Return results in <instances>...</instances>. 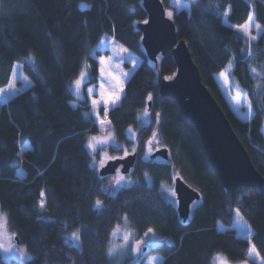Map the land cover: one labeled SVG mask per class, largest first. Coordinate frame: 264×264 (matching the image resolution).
I'll use <instances>...</instances> for the list:
<instances>
[{
	"label": "trees",
	"instance_id": "16d2710c",
	"mask_svg": "<svg viewBox=\"0 0 264 264\" xmlns=\"http://www.w3.org/2000/svg\"><path fill=\"white\" fill-rule=\"evenodd\" d=\"M185 1L190 10H174L172 16L178 37L187 42L202 81L264 175V0ZM83 2L89 5L85 10ZM163 2L168 8L169 0ZM147 15L142 0H0V88L10 82L16 62L32 80L0 103V206L10 230L31 253L25 264H113L108 243L124 215L138 234L152 228L165 237L126 264H213L217 253L234 263L251 258L264 264V187L240 186L229 193L223 186L195 125L175 99L160 93V79L176 69V62L171 53L158 63L147 56L135 25ZM249 17L263 27L256 41L234 26ZM106 35L141 58L120 103L108 112L116 139L130 146L134 140L127 129L134 127L143 143L157 128L170 149L167 161L140 155L130 172L137 181L116 194L103 191L91 165L88 135L99 127L88 107L71 104V85L83 65L90 71L86 85L97 81L92 51ZM223 70L248 96L250 120L237 116L225 98L215 77ZM144 112L158 113L159 121L145 123ZM25 143L29 146L21 153ZM110 150L117 154L123 148ZM13 161L15 166L6 163ZM174 174L202 192L187 221L160 189ZM97 199L100 208L94 207ZM76 231L81 246L66 239ZM13 262L0 251V264Z\"/></svg>",
	"mask_w": 264,
	"mask_h": 264
},
{
	"label": "rangeland",
	"instance_id": "374dc122",
	"mask_svg": "<svg viewBox=\"0 0 264 264\" xmlns=\"http://www.w3.org/2000/svg\"><path fill=\"white\" fill-rule=\"evenodd\" d=\"M187 2V1H186ZM185 0H169V6L166 8V13L168 16H173L174 10H180L181 7L184 6ZM188 10H190V6L187 5ZM224 21L228 22L227 14L224 16ZM249 19L240 25H235L236 28L241 30L243 26L248 24ZM251 27H248L245 33L251 41L258 40L263 34V27L256 22L253 17H251ZM255 25H259L260 27H255ZM255 37V39H252ZM92 55L98 62V76L97 81L86 85L89 77L90 71L88 67L83 65L82 71L85 74V80L81 83V85L77 88L75 85V81L80 78V75L73 81L71 85V91L73 92L75 98L71 101V104L74 107L83 106L88 107L90 114L95 119L99 127V131L96 133H90L88 135L87 147L89 141H91L96 147L89 148L88 150L92 155L91 165L95 167L98 171L100 170V161L104 160L105 164L109 159L115 158L117 156H124L125 150L128 153H132L135 149H138L140 145H143V151L140 153L141 158L143 159H151V154L158 148L165 146V144L161 141L158 129L155 128L152 132L151 136H148L147 139L143 143L140 142V139L137 135V131L134 127H129L127 129L128 137L133 139V143L130 146H127L123 142H119L114 133V128L112 126L111 121L108 118V112L118 105L121 101L122 96L125 92L126 83L131 76V74L135 71L138 65L141 63V58L129 50L125 45L115 40L113 37L106 35L104 36L99 44L92 51ZM103 59L104 63H101ZM29 60V59H28ZM32 61V60H29ZM104 68V73L101 75L100 69ZM224 80L226 82V87L229 88L231 94L230 99L233 101L234 108L239 112V117L242 119H251L253 116L252 105L249 101L247 95H241L238 91L239 86L234 82L233 78H230L228 74V70L222 72ZM127 74V75H125ZM118 78V79H117ZM219 84V83H218ZM32 85V80L25 74L23 69V63L16 62L13 68V72L11 75L10 82L1 87L0 90V103L7 102L8 99L17 93L23 91L24 89L30 87ZM103 85V87H101ZM120 87H123V92L120 93V100L112 106H108L107 114L104 111V100L107 97L108 92H116ZM92 91L89 92L88 90ZM15 90V91H13ZM240 93V94H239ZM92 100H97L100 103L98 105H93ZM243 100V103H242ZM229 103V102H228ZM230 105V104H229ZM147 113V115L145 114ZM143 121L145 123H150L154 120L156 123L160 119V115L158 113L152 114L151 112H144ZM100 120H103L104 123H99ZM264 131V124H263ZM95 138V139H93ZM106 140L107 143L101 145L98 141ZM110 146H114L117 148H123L121 152L117 154H113L110 150ZM28 148V143H25L21 146V153ZM157 161H167L168 159L163 158L162 156H158L155 158ZM133 170V169H132ZM19 176H24V171L22 168L18 170ZM123 176L124 180H120L119 178ZM176 174L173 175V182L166 183L163 182L160 185V189L162 190L165 198L171 202L169 198L172 193H175L174 188V178ZM101 187L103 191L107 194H116L121 188L130 186L134 184L137 179L133 177L131 173H123L120 168L117 169L115 173L101 176ZM149 183H151V178L147 177ZM177 199V196L175 195ZM43 199L45 201V197H41L40 200ZM99 200V199H97ZM96 200V201H97ZM95 201V203H96ZM101 201V200H99ZM201 200H195L191 205V212L193 209L200 203ZM101 204L103 205L102 201ZM175 205V204H174ZM46 206V204H45ZM177 207V205H175ZM42 210L45 209L41 208ZM0 215L4 217V226H0V244H3L5 248L11 244L13 247L9 252L5 253L2 249H0L2 256L7 260H13V264H25L30 258L31 253L27 249L26 245L23 243H18L15 239V234L10 230L9 220L7 213L0 206ZM152 229V228H151ZM154 230V229H153ZM148 231V230H147ZM145 231L142 235L138 234V232L132 227L130 220L127 215H124L122 218V222L117 224L115 228L112 230L111 237L108 243V249L113 245H122L123 247L117 248L116 253L109 255L113 264H126L132 261H135L141 254H136L132 251V249L137 245L138 242H142V254L145 249H148L151 246L158 245L161 243L165 237L161 234L157 233L154 230V234L145 235L147 232ZM73 233L76 234L79 239H75L73 237ZM129 235V240L127 242L124 241V235ZM66 239L69 243L81 246V240L79 231L72 232L66 235ZM108 253V250H107ZM225 257L229 264H254L251 258H248L239 262H231L229 259L221 253H217ZM216 254V255H217ZM215 255V257H216ZM214 257V258H215ZM214 264V260H213Z\"/></svg>",
	"mask_w": 264,
	"mask_h": 264
},
{
	"label": "water",
	"instance_id": "95a60500",
	"mask_svg": "<svg viewBox=\"0 0 264 264\" xmlns=\"http://www.w3.org/2000/svg\"><path fill=\"white\" fill-rule=\"evenodd\" d=\"M147 17L135 23L142 32V44L150 60L158 63L159 56L171 53L176 69L160 79V93L173 98L179 104L186 118L195 125L211 164L223 186L233 193L240 186L262 190L264 175L255 166L250 153L230 119L202 81L201 73L193 60L187 42L178 37L174 18L168 16L163 0H142ZM89 7L85 2L82 10ZM152 96L149 97V108ZM138 149L129 153L123 160L117 156L109 159L100 168L101 176L115 173L118 168L125 174L136 165ZM170 157V149L162 146L151 154V159ZM174 188L179 201L177 211L183 221L191 216V205L202 198V192L189 184L181 175L174 178ZM15 239L20 243L18 235Z\"/></svg>",
	"mask_w": 264,
	"mask_h": 264
},
{
	"label": "snow or ice",
	"instance_id": "6c2138e0",
	"mask_svg": "<svg viewBox=\"0 0 264 264\" xmlns=\"http://www.w3.org/2000/svg\"><path fill=\"white\" fill-rule=\"evenodd\" d=\"M251 26H252V24H251V17H249L248 24H246L245 26H243V28L241 30L244 31V32H246L247 29H248V27H251ZM255 27L258 28L260 26L259 25H255ZM252 39H255V37H253ZM26 59L32 60V57H27ZM101 63H104L103 59L101 60ZM104 71H105L104 68H101L100 69L101 75H103ZM125 75H127V74H125ZM221 75H223V73H221ZM85 78H86L85 77V74L82 72L80 74V78L77 79L74 82L77 88L81 85V83L85 80ZM101 87H103V85H101ZM123 90H124L123 87H120L119 90L116 91V92H108L107 93V97L104 100V105H105L104 111H105V114H107L108 106L109 105L114 106L117 103V101L120 100V93L123 92ZM2 91L3 90H0V92H2ZM13 91H15V90H13ZM88 91L91 92L92 90L89 89ZM99 103L100 102L97 101V100H92V104L93 105H98ZM145 114L147 115V113H145ZM99 123H104V121L103 120H100ZM93 139H95V138H93ZM98 143L101 144V145H103V144L107 143V141L106 140H101V141H98ZM88 147L89 148H94V147H96V145H94L91 141H89ZM128 155H129V153L125 150L124 157H119V159L123 160ZM6 163H8L9 166H15V162L14 161L13 162H6ZM104 164H105V161L104 160H101L100 161V166L103 167ZM18 174L22 175V173H18ZM119 179L120 180H124V177L121 176ZM40 195L43 197L44 196V193L41 192ZM175 195H176L175 193H172L169 198L171 199V202L173 204H175V205L178 206L179 201L175 198ZM39 207L40 208H44L45 207V201L43 199L40 200ZM94 207H96V208L102 207L101 201L97 200L96 203H95V205H94ZM5 223L6 222H4V217L2 215H0V226H4ZM149 234H154V230L151 229V228H149L148 231L145 233V235L147 236ZM73 237L75 239H77V240L79 239V237H77L75 233H73ZM123 239H124L125 242H127L129 240V235H127V234L124 235ZM12 247L13 246L11 244H9V246L7 248H5L3 244H0V249H2L5 253L9 252ZM119 247H123V246L122 245H115L114 247L109 248L108 249V254L109 255H112V254L116 253L117 248H119ZM254 250H255V245H252L250 247V249H249V254L250 255L253 254L254 253ZM132 251L134 253H136V254H141L142 255V242H138L137 245L132 249ZM150 264H151V262H150ZM214 264H229V262H228V260L225 257H223L220 254H217L216 257L214 258Z\"/></svg>",
	"mask_w": 264,
	"mask_h": 264
},
{
	"label": "crops",
	"instance_id": "0c3cea01",
	"mask_svg": "<svg viewBox=\"0 0 264 264\" xmlns=\"http://www.w3.org/2000/svg\"><path fill=\"white\" fill-rule=\"evenodd\" d=\"M185 5L184 6H182L181 8L183 9H187L188 10V6L187 5H189V3L188 2H186L185 1ZM235 26V25H234ZM224 71V70H223ZM223 71H220V72H218V73H216L215 74V77H216V80H217V82L219 83V86H220V88H221V90H222V92H223V94H224V96H225V98L227 99V101L229 102V104H230V107H231V109L233 110V112L237 115V116H239L240 114H239V112L237 111V109L236 108H234V106H233V101L230 99V97H231V92H230V90H229V88H227L226 87V82H225V80H224V77H223V75H221V73L223 72ZM240 94V93H239ZM241 95H245V94H242L241 93ZM242 103H243V100H242ZM28 146H29V144H28Z\"/></svg>",
	"mask_w": 264,
	"mask_h": 264
},
{
	"label": "clouds",
	"instance_id": "9594fccd",
	"mask_svg": "<svg viewBox=\"0 0 264 264\" xmlns=\"http://www.w3.org/2000/svg\"><path fill=\"white\" fill-rule=\"evenodd\" d=\"M115 246V244H113L110 248H112V247H114Z\"/></svg>",
	"mask_w": 264,
	"mask_h": 264
},
{
	"label": "flooded vegetation",
	"instance_id": "af4514ba",
	"mask_svg": "<svg viewBox=\"0 0 264 264\" xmlns=\"http://www.w3.org/2000/svg\"><path fill=\"white\" fill-rule=\"evenodd\" d=\"M138 150H139V148H138Z\"/></svg>",
	"mask_w": 264,
	"mask_h": 264
}]
</instances>
